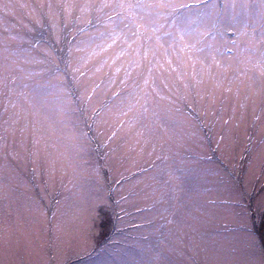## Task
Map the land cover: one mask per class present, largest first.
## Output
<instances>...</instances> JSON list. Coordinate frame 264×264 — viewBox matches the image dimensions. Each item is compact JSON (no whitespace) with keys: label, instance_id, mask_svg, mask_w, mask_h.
<instances>
[{"label":"rangeland","instance_id":"rangeland-1","mask_svg":"<svg viewBox=\"0 0 264 264\" xmlns=\"http://www.w3.org/2000/svg\"><path fill=\"white\" fill-rule=\"evenodd\" d=\"M0 264H264V0H0Z\"/></svg>","mask_w":264,"mask_h":264}]
</instances>
